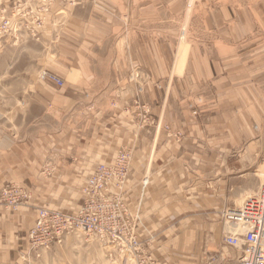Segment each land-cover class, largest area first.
<instances>
[{
	"label": "crops",
	"instance_id": "obj_1",
	"mask_svg": "<svg viewBox=\"0 0 264 264\" xmlns=\"http://www.w3.org/2000/svg\"><path fill=\"white\" fill-rule=\"evenodd\" d=\"M64 1L67 20L53 37L59 40L55 53L61 62L58 64L68 70L65 76L68 87L56 93L49 83L40 87L47 95L41 92V101L45 102L42 104H49L54 114L52 131L57 138L55 145H42L43 156L78 154L87 169L96 156L93 154H98L100 162L106 161L115 147L128 144L134 153L133 169L137 174L156 137L154 128H135L131 134L129 125L123 123L126 117L123 109L132 105L140 86V100L153 106L154 121L156 103L162 105V97L164 100L168 90L163 121L181 135L179 142L164 132L156 137L153 174L138 230V239L146 250L154 249L158 243L155 240L171 232L168 223L200 218L198 225L205 226L204 221L214 220L215 212L225 203H234L261 185L264 140L253 129L264 119L259 108L264 106V79L252 77L251 66L232 62L236 58L264 57V7L251 10L246 4L238 7L230 1L227 5L213 2L211 21L205 24L202 20L199 29L197 19L194 31L201 39L207 31V46L198 44L193 53L197 58L211 60H206L205 67L189 69L185 79L169 89L165 83L166 58L170 53L166 28L171 25L166 14H160L156 24L155 11L168 10L172 3L163 0L159 5L156 0H132L128 7L117 1L119 11L115 17L103 15L102 19L91 18L92 11L99 7L89 0H43L41 5L48 2V9L55 11ZM126 8L131 9V17L120 14ZM221 11L222 19H218ZM221 50L226 54L221 55ZM220 59L227 61L221 63ZM66 71L61 69L60 73ZM156 83L165 87L163 96L162 90H156ZM193 102L200 103L197 115L186 109ZM76 131L81 132L80 137ZM32 148L41 152L38 145ZM26 153L22 151L20 157ZM12 154L8 156L13 163H19ZM11 168L5 165L3 179L17 174V170H31L20 164L17 170ZM74 168L67 165V180ZM28 173L24 172L22 179ZM135 180L131 178L132 184ZM33 213L31 208H24L12 217L0 213V264L15 263L16 251L21 248L19 240L24 239ZM161 243L166 244L167 239ZM238 256L228 258L232 263L221 264H236ZM212 260L204 264H220L219 258ZM157 264L166 263L157 261Z\"/></svg>",
	"mask_w": 264,
	"mask_h": 264
},
{
	"label": "rangeland",
	"instance_id": "obj_2",
	"mask_svg": "<svg viewBox=\"0 0 264 264\" xmlns=\"http://www.w3.org/2000/svg\"><path fill=\"white\" fill-rule=\"evenodd\" d=\"M42 1L0 0V213L12 217L24 208H31L34 212L33 219L24 232V239L19 240L21 248L16 251L14 264H136L128 251L118 247L116 240L110 235V228L117 223L122 224V219L117 218L119 213L128 215L132 213V220L138 210L141 213L149 180L153 174L151 164L154 160L157 135L164 132L176 142L180 141L181 135L178 130L163 121L165 99L169 92L167 90L165 93L164 100L162 97V105L156 103L155 121L152 117L153 106L140 100L142 94L140 86L137 87L132 105L123 109L126 116L123 123L129 125V133L132 134L135 128L142 130L150 127L154 128L156 134L144 165L137 174L133 169L134 153L128 144L115 147L106 161L100 162L98 154H93L96 156L92 158L87 169L83 168L78 154L52 153L43 156L42 145H55L57 138L52 131L54 114L49 104L46 106L42 104L45 102L41 101V92L43 95H46V92L40 87L44 83H49L54 87L55 93L68 87L65 79L68 70L61 68L58 64L61 62L57 60L55 54L59 40L56 41V37H53V34L57 35L58 29L64 27L68 10L65 8L67 6L65 1L62 2V7L55 11L48 9L50 5L48 2L41 5ZM89 1L99 7L92 11L91 18L96 19L104 18L103 15L114 18L119 11L115 6L117 1L124 2L128 7L132 2V0ZM229 1L238 7L246 4L251 10L259 6L264 7V0H166V3H172L170 8L155 11L156 24L159 23L157 20L159 15L166 14L171 25L170 28H166V35L170 37V42L166 45L170 46L168 47L170 53L169 58H166L165 83L169 89L174 88L175 83L183 81L189 69L207 66L206 60L210 61V58L202 59L193 55L198 44L207 46L205 29L203 39L194 35L196 21L200 20L201 29L202 20L205 24L211 21L213 2L227 5ZM156 2L161 5L163 0ZM121 13L125 18L131 17L130 8L124 9V12L120 11ZM218 19H222V11ZM220 53L226 54L224 50ZM219 61L223 63L227 59ZM232 63L251 66L252 77L257 80L264 79V72H260L264 71V57L236 58ZM61 69L66 71L65 74L60 73ZM52 77L59 79L62 86H56ZM155 88L157 91L162 90L163 96L165 87L156 83ZM200 103H188L186 109L197 115V105ZM259 108L264 112V106ZM254 128L253 131L264 140V119L257 128ZM76 132L80 137L81 132ZM36 145L40 147L41 152L36 153L32 148ZM22 151L27 153L20 157ZM12 152L19 163H13L12 158L8 156ZM123 157L124 161L121 163ZM18 164L31 167V170L24 168L18 171ZM5 165L17 170V174L3 179L1 173ZM67 165L75 166L73 170L70 169L69 180L65 176ZM102 168L109 172L102 175L99 184L92 183ZM260 170L262 171L260 174L263 175L261 185H264V164ZM24 172L28 173V176L22 179ZM131 178H137L135 184H132ZM260 186L234 203H225L221 209L239 208L248 197L258 191ZM102 197L109 200L107 207L101 206ZM221 209L215 212L214 220H203L207 222L205 226L198 225L202 220L200 218L186 222L178 219L174 220V223H168L171 232L161 235V240L156 239L158 243L154 249L148 251L142 246L141 251L151 255L156 263L161 261L166 264H204L213 262L212 258H219L220 264L227 261L232 263L228 258L234 255L237 257L239 251L223 243V233L226 236L227 233L241 231H233L237 227L224 225L220 216ZM48 210L69 215L68 222L57 223L49 217L42 218L41 212ZM102 213L106 214L103 228L100 227L101 222L97 224ZM91 214L95 216L91 221L94 228L92 230L81 228L76 220L84 218L85 221ZM49 216L53 217V213ZM189 222L194 225L190 226ZM137 223L139 225L141 223L140 214ZM165 239L167 243L163 245L161 242ZM148 241H151V237ZM139 243L142 241L139 240Z\"/></svg>",
	"mask_w": 264,
	"mask_h": 264
},
{
	"label": "built area",
	"instance_id": "obj_3",
	"mask_svg": "<svg viewBox=\"0 0 264 264\" xmlns=\"http://www.w3.org/2000/svg\"><path fill=\"white\" fill-rule=\"evenodd\" d=\"M52 81L56 83V86H62L59 79L53 78ZM123 161L124 157L121 159V163H123ZM108 172L107 169L102 168L97 174L96 180L92 183L99 184L102 175ZM108 202L109 200L102 197L101 206L107 207ZM224 210L223 214L221 213L222 222L225 225L227 223L240 225L244 231L241 236L234 235L225 239L226 246L241 250V256L236 264H264V185L260 186L259 195L257 197L247 199L239 208H224ZM52 213L53 217H50L49 214ZM41 214L42 218L49 217L50 220L57 223H66L69 219V215L60 212L42 211ZM139 214L140 210L136 212L133 220L132 213L129 215L127 213L117 214V218L119 219L120 217L122 219V224L120 225L117 223L112 226L110 228V235L116 240L120 248H125L127 245L132 247L131 250L137 260V264H157L151 255L141 251L142 243H139V223H137ZM105 217L106 214L102 213V215H100V220H97V224L101 222V228H103L106 222ZM93 218H95V216L91 214V216L87 218L88 220L86 219L84 221L83 218L76 221L81 228L92 230L94 228V225L91 223ZM42 225L43 223L41 227Z\"/></svg>",
	"mask_w": 264,
	"mask_h": 264
},
{
	"label": "bare ground",
	"instance_id": "obj_4",
	"mask_svg": "<svg viewBox=\"0 0 264 264\" xmlns=\"http://www.w3.org/2000/svg\"><path fill=\"white\" fill-rule=\"evenodd\" d=\"M259 191H260V188L258 189V191L253 195V196H251V197H248L247 199H249V198H254V197H257L258 195H259ZM246 199V200H247ZM245 200V201H246ZM244 201V202H245ZM226 210V209H225ZM225 210H223L222 211V214H223V212L225 211ZM48 211H50V210H48ZM225 225V224H224ZM228 225V223L226 224V226ZM229 225H232V226H234V227H237L236 229H233V231H241V233H233V234H227V236L224 238V242H225V239L227 238V237H229V236H234V235H237V236H241L243 233H244V231L242 230V228H241V226L240 225H237V224H231V223H229ZM119 247V246H118ZM123 249H125L126 251H128L129 253H130V255L133 257V260L135 261V263L137 264V260H136V258L134 257V255H133V253H132V247L131 246H129V245H127L125 248H123ZM234 249H236V248H234ZM236 250H238L239 251V256H238V258H237V261H238V259L240 258V256H241V250L240 249H236ZM236 261V262H237Z\"/></svg>",
	"mask_w": 264,
	"mask_h": 264
}]
</instances>
